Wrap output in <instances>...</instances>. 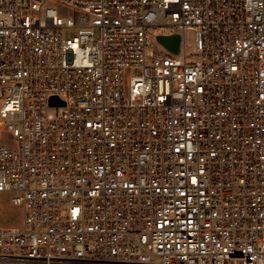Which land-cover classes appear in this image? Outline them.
Returning a JSON list of instances; mask_svg holds the SVG:
<instances>
[{
  "label": "built area",
  "instance_id": "1",
  "mask_svg": "<svg viewBox=\"0 0 264 264\" xmlns=\"http://www.w3.org/2000/svg\"><path fill=\"white\" fill-rule=\"evenodd\" d=\"M0 194V264H264V0H0Z\"/></svg>",
  "mask_w": 264,
  "mask_h": 264
},
{
  "label": "rangeland",
  "instance_id": "2",
  "mask_svg": "<svg viewBox=\"0 0 264 264\" xmlns=\"http://www.w3.org/2000/svg\"><path fill=\"white\" fill-rule=\"evenodd\" d=\"M172 29L169 26H155L150 27L147 29L149 34L148 38L146 39V46L147 48H152L154 50L158 49V45L156 43L155 38L153 37L156 34L160 33H168L171 32ZM65 36L71 37L74 35V31L67 30L65 31ZM185 43H186V51L189 54L191 51V33L189 31L185 32ZM3 139H6V135L3 136ZM20 223V213L19 211L11 206L9 203L8 198L0 194V226L7 227V226H18Z\"/></svg>",
  "mask_w": 264,
  "mask_h": 264
},
{
  "label": "water",
  "instance_id": "3",
  "mask_svg": "<svg viewBox=\"0 0 264 264\" xmlns=\"http://www.w3.org/2000/svg\"><path fill=\"white\" fill-rule=\"evenodd\" d=\"M155 40L163 46L167 51L176 55L179 51L181 36L178 33H160L155 35ZM49 104L51 105H60L62 102L56 97H49Z\"/></svg>",
  "mask_w": 264,
  "mask_h": 264
}]
</instances>
